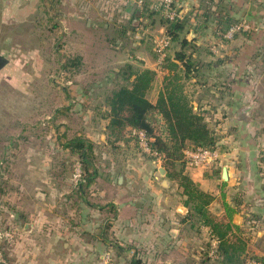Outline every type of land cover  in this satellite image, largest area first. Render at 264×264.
<instances>
[{
	"label": "crops",
	"instance_id": "crops-1",
	"mask_svg": "<svg viewBox=\"0 0 264 264\" xmlns=\"http://www.w3.org/2000/svg\"><path fill=\"white\" fill-rule=\"evenodd\" d=\"M36 1L0 0V23L10 17L17 18L28 4ZM47 1L52 0H43L44 4ZM175 1L182 14L189 13L183 35L192 40V49L187 52H190L192 59L200 61L198 74L203 80L185 85V91L192 97L193 108L204 109L206 119L216 126L224 143L219 149V163L213 166L214 170L217 168L214 172L199 166L187 165L185 169L202 189L213 192L217 200L220 193L212 187L209 178H214L218 173L222 179V166L227 165V183L242 188L244 202L253 203L254 209H250L255 217L253 232L260 233L257 224L261 222L264 227V203L257 205L255 201L258 197H264V0ZM85 2L92 3L90 0ZM102 2L107 4L106 0ZM129 3L126 0L122 11L136 27L135 30L126 27L125 32L137 41L130 38V46H133L135 53L129 51L130 48L128 52L125 51V62L155 69V79L147 93L154 102L169 71L163 67L156 69L153 42L145 39L144 35L137 36L136 29L140 23H147L144 26L152 40V34L165 30V27L160 17L141 13L132 4L131 15ZM77 5L83 9L84 1H77ZM207 9L216 15L212 13L207 18L203 17L201 12ZM225 13L247 18L252 28L237 32L231 39H223L217 33V23ZM65 25L59 23L63 33ZM191 30L194 34L188 37ZM79 40V43L82 42ZM88 42L91 46L95 44L94 39L88 38ZM172 45L170 51L174 47L179 48L175 40H172ZM92 51L95 56V50ZM190 80L196 81V76ZM91 86L72 85L74 95L62 107L67 118L60 124L67 128L68 134L73 130L71 137L81 135L94 143L101 142L105 147L109 137L113 136L108 134L104 106L100 109L93 100L92 94L97 86ZM71 121L78 122V127L70 128ZM127 134L126 131L125 137ZM131 141L129 138L125 140V156L138 153L139 149L135 147L136 151ZM63 150L65 155L69 154L68 150ZM128 161L129 158H125V164L118 171L115 165H110L106 171H109V175L103 180H100L103 169L97 167L95 178L85 186L87 188L73 194L72 197L77 199L76 206L68 213H53L49 219L48 214L35 212L32 208L24 212L11 211L7 219L8 227L13 230L6 251L8 264H102L105 251H110L118 264H130L129 260L134 254L146 256L144 264H191L190 260L195 255L189 248V241L183 237H186L185 233H191L194 225L187 217L188 206L183 203L185 196L177 181L163 177L167 169L163 166L165 173L162 174L159 162L155 163L157 174L143 164ZM205 177L210 180V185ZM71 180L58 183L57 190L52 187L54 184L50 185L51 191H56L58 195L68 194L73 184ZM27 199L31 204L41 200L36 196ZM64 202H67L66 198L60 199L57 204ZM54 203V200L49 201L50 206ZM241 218L236 215L232 221L236 223ZM195 226L197 229L208 228L198 222ZM182 230L184 233H181ZM206 231L209 233V228ZM113 244L122 250L118 251ZM255 253L258 254V249H255Z\"/></svg>",
	"mask_w": 264,
	"mask_h": 264
},
{
	"label": "rangeland",
	"instance_id": "rangeland-1",
	"mask_svg": "<svg viewBox=\"0 0 264 264\" xmlns=\"http://www.w3.org/2000/svg\"><path fill=\"white\" fill-rule=\"evenodd\" d=\"M77 1L79 0H52L44 4L43 0H37L36 3L28 4L17 18L10 17L0 23V54L8 58L0 68L1 230L8 228L7 219L11 211L24 212L32 208L35 212L48 214L51 219L53 213L61 215L73 210L77 199L72 197L76 193L72 187L75 188L77 183L72 175L75 165L80 161L73 154H64L65 147L62 143L71 137L73 130L68 134L67 128L60 124L67 118L62 107L74 95L72 85H92L91 87L97 86L92 94L93 100L100 109L104 106L107 110L106 98L110 89L125 82L119 70L125 64V51L128 52L130 48L129 51L134 52L133 46H130V38L135 39L128 37L129 33L122 27L129 23V16L122 11L126 0H112L108 4H103L102 0H90L91 4L80 0L84 1L83 9L77 5ZM129 4L132 15L134 4ZM57 21L62 25L66 24L64 33L63 27L59 29V23L56 24ZM144 24L147 23H140L136 30L140 37L144 35L145 39L152 41ZM88 38L95 40L94 46L88 45ZM78 40L82 42L79 43ZM156 69L160 70L162 66H156ZM75 127H78V122H72L70 128ZM113 139L109 137L105 147H102L101 142L93 145V161L99 170L103 169L100 180L108 177L109 171H106L110 165H115L117 171L121 170L119 167L125 164V158H129V163L151 168L152 173L158 174L155 163L165 166L161 159L157 161L140 150L137 154L135 152L125 156V136L114 142ZM131 143L135 149V141ZM199 167L210 172L216 170L213 167ZM115 169L114 175L117 174ZM215 174L214 178L209 179L212 187L220 194L211 204L212 208L219 213L225 211L224 199L228 205L237 208L232 212L231 218L234 219L236 215L242 217L241 220H236L244 228L240 234L246 240V251L242 255L246 258V263H257L251 256L256 254L255 249H258V255L264 256V227L258 222L257 229L260 233L257 234L249 229L250 222L247 219L253 216L250 212V209H254L253 203L244 202L242 188L227 183V180L220 179L218 173ZM165 176L174 180L166 173L163 177ZM70 178L73 184L67 191L68 194L58 195L56 191H51L50 185L54 184L52 187L57 190L58 183ZM205 178L210 185L208 177ZM31 196L41 200L28 203L27 198ZM63 198L67 202L57 204ZM51 200L55 201L52 206L49 204ZM43 201L48 203L44 204ZM207 229H197L194 225L191 233H185L187 238L183 237L189 241V248L195 255L190 260L191 264H222L215 251L216 239ZM8 245V238H0V251L4 252L0 262L4 264H8ZM137 256L140 257L141 264L145 263L144 259L147 260L146 256Z\"/></svg>",
	"mask_w": 264,
	"mask_h": 264
},
{
	"label": "trees",
	"instance_id": "trees-1",
	"mask_svg": "<svg viewBox=\"0 0 264 264\" xmlns=\"http://www.w3.org/2000/svg\"><path fill=\"white\" fill-rule=\"evenodd\" d=\"M139 11L144 13L148 9L143 8ZM210 11L207 9L201 14L206 18L212 13L215 14ZM153 13V11H148L147 15ZM188 18L189 13L172 20L160 17L166 32L172 40L177 41L179 48L174 47L171 51H167L161 63V66L167 68L169 72L164 77L163 87L159 90L156 100L152 102L147 96L155 79V69L125 62L119 70L125 82L114 87L106 98L108 106L106 126L109 136L114 138L113 142L120 140L127 131L128 136L125 140L129 138L135 141L136 148H138L136 137L131 135L130 131L132 128L143 129L149 136V145L164 162L167 175L176 180L181 188L185 196L183 203L188 206L187 217L192 225L198 222L209 228L210 234L216 239L215 251L221 258L222 264H245L246 258L242 254L246 251V240L240 234L244 228L234 223L231 218L232 212L237 208L228 205L224 199L225 211L217 212L211 205L216 199L215 194L202 189L185 169L187 166L185 147L203 146L221 149L224 144L220 140L221 135L216 126L206 119L204 109L193 108L192 98L185 91V85L203 81L198 74L200 61L192 59L190 52H187L192 49L193 45L192 40H188L183 35L187 28ZM240 19L243 18H237L228 13L222 14L217 23L219 25L218 35L226 39L223 37L226 29ZM122 27L135 30L136 26L129 21L126 26L122 25ZM193 76H196V81L190 80ZM62 145L70 154L77 156L79 164L81 163L80 179L76 187L72 188L75 192H81L94 180L97 173V166L92 158L94 142L87 137L76 135L67 139ZM147 156L156 158L153 154ZM218 163L219 160L216 164ZM178 164H180L179 167ZM247 221L250 222L249 229L253 231L255 217L249 216ZM113 245L118 251L122 250L116 244ZM251 258L257 263L251 262L250 264H264L262 255L253 254ZM129 261L130 264H141V259L136 254ZM114 262L118 264L115 260Z\"/></svg>",
	"mask_w": 264,
	"mask_h": 264
},
{
	"label": "built area",
	"instance_id": "built-area-1",
	"mask_svg": "<svg viewBox=\"0 0 264 264\" xmlns=\"http://www.w3.org/2000/svg\"><path fill=\"white\" fill-rule=\"evenodd\" d=\"M107 4L112 3V0H106ZM133 3L139 10L147 8L148 11H153V15H158L166 19H176L182 15L179 6L175 0H128ZM146 11V13L148 12ZM252 28L250 22L247 19H240L239 21L232 24L223 34L226 39H231L235 33L242 30H247ZM137 36L140 37L139 33ZM153 50L156 55L157 67L161 66L162 61H164L167 51H169L172 45V39L166 30H161L158 33L152 34ZM130 134L136 137V142L139 150L147 155H155L156 159H160V155L151 148L149 145V136L143 129L132 128ZM185 158L187 160L188 166H204L212 167L214 166L220 157V152L218 148H209L198 146L195 148L187 147L184 149ZM81 168L80 164H76L74 167L72 178L77 183L80 179ZM12 227L0 229V238H8L10 241L13 236ZM0 259L2 260V253L0 251ZM102 264H115L112 254L110 251H105L102 255Z\"/></svg>",
	"mask_w": 264,
	"mask_h": 264
},
{
	"label": "water",
	"instance_id": "water-1",
	"mask_svg": "<svg viewBox=\"0 0 264 264\" xmlns=\"http://www.w3.org/2000/svg\"><path fill=\"white\" fill-rule=\"evenodd\" d=\"M194 34V31H190V34L188 37H191ZM8 61V58L5 57L4 55L0 54V68ZM159 171L163 174L165 173V168L163 166H160ZM221 178L223 180L228 179V167L227 165L222 166V171H221ZM257 205L263 204L264 203V197H258L255 201Z\"/></svg>",
	"mask_w": 264,
	"mask_h": 264
}]
</instances>
